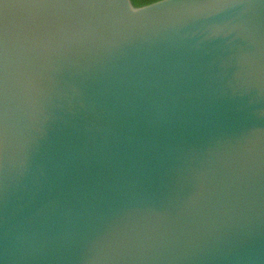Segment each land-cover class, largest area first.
<instances>
[{
	"label": "water",
	"instance_id": "1",
	"mask_svg": "<svg viewBox=\"0 0 264 264\" xmlns=\"http://www.w3.org/2000/svg\"><path fill=\"white\" fill-rule=\"evenodd\" d=\"M0 23V264H264V0Z\"/></svg>",
	"mask_w": 264,
	"mask_h": 264
},
{
	"label": "trees",
	"instance_id": "2",
	"mask_svg": "<svg viewBox=\"0 0 264 264\" xmlns=\"http://www.w3.org/2000/svg\"><path fill=\"white\" fill-rule=\"evenodd\" d=\"M156 1H159V0H131L133 5L137 7L144 6V5L156 2Z\"/></svg>",
	"mask_w": 264,
	"mask_h": 264
},
{
	"label": "snow or ice",
	"instance_id": "3",
	"mask_svg": "<svg viewBox=\"0 0 264 264\" xmlns=\"http://www.w3.org/2000/svg\"><path fill=\"white\" fill-rule=\"evenodd\" d=\"M3 38H4L3 25L2 23H0V48H2L3 45Z\"/></svg>",
	"mask_w": 264,
	"mask_h": 264
}]
</instances>
